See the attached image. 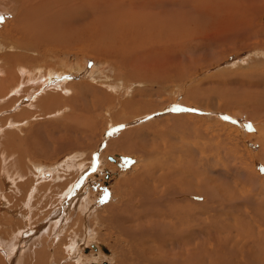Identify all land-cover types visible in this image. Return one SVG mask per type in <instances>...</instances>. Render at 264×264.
Instances as JSON below:
<instances>
[{
    "label": "rangeland",
    "instance_id": "rangeland-1",
    "mask_svg": "<svg viewBox=\"0 0 264 264\" xmlns=\"http://www.w3.org/2000/svg\"><path fill=\"white\" fill-rule=\"evenodd\" d=\"M25 1L0 0V76L11 72L22 76L15 64L4 68L12 54L30 58H23L24 63L42 70L64 68L61 60H65L74 66L67 83L98 86L106 99L93 108L94 96L81 91V85H72V94L55 90L56 101L49 109L48 96L40 92L24 95L33 103L29 99L15 103L19 92L14 91L8 95L9 102L0 101V244L8 251L7 255L0 252L1 264H47L48 259V264H149L157 257H163L162 264H190V260L196 264L212 258L218 263L264 264V0L258 3L261 13L254 17L249 12L250 18L241 19L253 32L236 38L225 35L224 11L215 16L192 6L187 7V15L195 19L194 25L185 27L189 30L172 44L173 33L152 40L149 35L159 36L158 30L149 35L134 32L127 46L123 37H105L115 56L137 62L150 55L144 76L137 73L132 81L128 80L131 65L123 69L111 60L116 58L113 55L100 57L106 50L92 38L93 24L115 23L108 11L117 10L111 8L116 0L105 4L107 10L89 1L83 5L74 0L38 1L46 3L45 11L30 16L26 29L15 30L26 11ZM37 3L31 5L33 10L39 8ZM54 12L67 21L64 32L55 43L35 47L34 25L39 16L55 20ZM115 17L120 22V14ZM120 28L125 27L120 24ZM89 39L98 46L87 45ZM140 45L147 47L145 53ZM134 48L140 52L130 53ZM92 71L99 72V81H94L98 75L93 77ZM115 72L120 74L118 80ZM114 79L115 90L108 88ZM59 110L64 112L59 115ZM67 121L80 125L83 135L90 137L82 149L76 148L75 136L67 147L57 141ZM138 129L143 130L125 143L132 150L116 151L119 141L111 138L132 130L134 135ZM143 167L149 171L148 178L136 176ZM81 170L84 173L79 174ZM125 178L130 183L125 184ZM78 183L80 195L68 198L70 187L77 188ZM50 186L57 191L52 193ZM60 190L68 193L62 195ZM125 193L126 200L136 204L151 193L165 198L151 202L150 210L135 204L138 207L131 213L121 210ZM114 212L136 222L140 219L141 228L125 232ZM149 219L166 225L151 228ZM185 219L189 224H184ZM38 230V237H50L45 243L48 252L34 241L37 237L30 238ZM159 231L165 232L163 238ZM140 233L145 246L139 239L133 241ZM99 245H104L103 250ZM139 245L142 257L136 252Z\"/></svg>",
    "mask_w": 264,
    "mask_h": 264
},
{
    "label": "bare ground",
    "instance_id": "bare-ground-1",
    "mask_svg": "<svg viewBox=\"0 0 264 264\" xmlns=\"http://www.w3.org/2000/svg\"><path fill=\"white\" fill-rule=\"evenodd\" d=\"M25 1V0H24ZM40 2L42 0H26L24 3H27L28 5L26 6V11L25 13H21L22 15L19 17V19H14V20H17L18 23L16 24V27H15V30H17L18 28H21V29H26L28 27V21L31 20L29 19L30 16H35L34 14H38L41 15L42 14V11L44 9L45 11V4L44 3L43 5H41V3H37V2ZM48 1V0H47ZM57 1H60V0H56ZM74 1H79L80 3L82 2V5L86 2V1H89L90 3H93L94 5H101V7H103L104 10H107L106 9V3L109 1V0H99V1H95L93 2V0H74ZM16 2V1H15ZM260 2V0H190V1H184V0H122L121 3L116 0L114 3H112L111 5V8H115L117 10H112L111 12L108 11V14H111L110 15V19L112 20V22H115V23H111L110 21L107 20V25H100V24H93V37L94 39L96 40H99L98 43H101V48L106 50L104 51L103 53H100L98 54L100 57H111L113 54H112V51L109 49V46L106 44V38L105 37H108L110 34L112 36H117V38H120V37H123V40L127 46V41L133 37V33L134 32H143L144 34L147 33L148 35L149 34H154L155 33V30H158L160 31L159 33V36L157 37H154L152 35H149L150 38L152 40H154L155 38H159V40L163 37V36H166L167 34L169 33H173L172 34V37L169 39V43L172 44L178 40H181V37H180V34H182L183 32H187V30H189L188 28L186 29L185 27H191L192 25H194V22H195V19H192L190 17H188L187 15V7L188 6H192L194 8H196L197 10H201V13L202 12H209L210 15H218L220 14L222 11L225 12V14L227 15L228 17V23L225 27V35L228 36V37H231V38H236V37H239L242 32H245V31H248L247 34L253 32L251 31L250 29H248L247 27H245V23L242 21L241 22V19L247 17L250 18L248 16L249 12L251 14V16H256L258 15L259 13H261L260 10H262V7L261 6H258V3ZM34 3H37L39 4V8L38 6L36 7L37 9H34L33 10V5ZM188 3V4H187ZM66 4V3H65ZM67 4H71V3H67ZM0 7L2 8V5L0 4ZM0 8V10H1ZM6 8L3 10L5 11ZM62 11V10H61ZM55 13V12H54ZM52 13V14H54ZM67 13V12H66ZM65 13V14H66ZM69 13V12H68ZM77 13V12H76ZM79 14H81V12L79 11L78 12ZM120 14L121 18H120V22H116L117 21V17H115L117 14ZM50 14V13H49ZM51 14V15H52ZM57 14V15H56ZM62 14V13H61ZM60 14V15H61ZM163 14H166L165 16H163ZM122 16L124 18H122ZM240 16V17H239ZM56 19L55 20H51L50 16L49 17H46L45 19H41V16H39L38 18V21L37 23L34 25L36 27H33L34 28V36L35 37H31V38H35L36 39V43L37 45H35V47H39L40 45H42L43 43H48V45L50 44H53L55 43V40L57 39L58 35L62 34L64 31H63V28H64V24L67 22H64V19L58 15V13L56 12L55 13V16H54ZM67 17H69L67 15ZM71 17V16H70ZM69 17V18H70ZM72 18V17H71ZM102 16L100 15L99 17V20H102ZM36 20V19H34ZM66 20V19H65ZM71 20V19H70ZM76 20V19H75ZM32 23V22H31ZM29 24H30V21H29ZM71 24V22H70ZM120 24L122 27H125V28H120ZM89 25V24H88ZM30 26V25H29ZM72 26V25H70ZM13 28V27H12ZM71 28V27H69ZM32 29V28H31ZM52 29V30H50ZM76 29V27H75ZM192 29V28H191ZM14 29H12L11 31H15ZM28 30L30 31V28H28ZM52 31V33H51ZM67 31V30H66ZM92 31V30H91ZM36 32V34H35ZM258 33H260V30L257 31ZM26 33V31H25ZM32 33V32H31ZM68 33V32H67ZM66 33V34H67ZM92 32H90V35H91ZM156 34V33H155ZM28 36V34H27ZM30 36V35H29ZM67 36H65L66 38ZM91 37V36H89ZM69 38V37H68ZM67 38V39H68ZM186 38V37H185ZM63 39V38H62ZM71 39V38H70ZM66 42V41H65ZM33 43H35L33 41ZM64 43V42H63ZM67 43V42H66ZM65 43V44H66ZM70 43H67L66 45H68ZM86 44L89 45L91 48L94 46H98L97 45V41L95 40H86ZM55 45V44H54ZM176 45V44H175ZM43 46V45H42ZM59 46V45H57ZM69 46V45H68ZM117 46L121 47L122 44L121 42L117 41ZM41 47V46H40ZM44 47V46H43ZM47 47V46H46ZM52 47V46H51ZM55 47V46H54ZM61 46H59L60 48ZM66 47V46H65ZM71 48V46H69ZM62 48H64V46H62ZM51 49V48H50ZM147 47H143L140 45V51L141 53H145ZM20 50V49H19ZM138 49L134 48V49H129V52L131 53H135V52H140ZM22 53V52H21ZM175 56L176 54L173 53ZM1 56V55H0ZM19 55H9L6 59L7 61V65H4V68L6 70L9 69L8 67V64H15L16 68L15 70L17 71V73H19L20 75L22 76H18L16 75L15 73H2L3 75L0 76V101L3 102L5 99H7V101L9 102L8 100V95L10 94V92H19V94H17L18 98L16 99V101L13 99V101H15V103L18 101H22L24 102L25 100L29 99H23L24 98V95H30L35 93V92H40L41 93H44L45 95H47V103L45 105L46 106V109H49L50 107H54V104H55V97L52 98V95L53 94H56L55 93V90L56 89H60L61 88V92H63L64 94H72L73 93V90H72V85H81L82 86V90H84V92H87V93H90L94 96V106L93 108L95 107H100L102 105L103 102H105V99L103 96L106 94V92H103L101 90L100 87L98 86H95V85H89L88 83H80V84H76L73 82L70 83H67L68 78H71V75H68V72H71L72 71V67H74L73 65H71L70 63H66L65 60H61V62L64 64V68H59V69H55V68H51L49 67L48 69L46 68V70H42V68H39L38 66L37 67H34V66H31V65H27L24 63V60L26 61L27 57H22L20 58ZM4 57V55H3ZM113 57H116L115 59L114 58H111L112 61H115V62H120L121 63V66H127V65H131V71H130V74L128 76V80H133L134 76L137 74V73H142L144 67L146 66L149 58H150V55H143L142 57H140L137 62H133L131 60H125V56H115L113 55ZM119 57L121 60H119ZM23 58H26V59H23ZM2 60L4 58H1ZM18 60L17 62L15 61ZM30 59V58H28ZM27 59V60H28ZM5 60V59H4ZM13 61L15 63H13ZM61 63V64H62ZM54 64V63H53ZM60 64V65H61ZM51 65V64H50ZM55 65V64H54ZM55 67V66H54ZM3 69V67L1 68ZM78 69H81V68H78ZM124 69V67H123ZM2 71V70H0ZM123 71V70H121ZM7 72V71H6ZM79 72V71H78ZM77 73V72H75ZM97 73L99 72H96V71H92V76L94 77V75H98ZM116 74V72H115ZM58 75V76H57ZM75 75V74H74ZM55 76L58 78V80L56 81V78ZM117 77V80L119 79L118 77H120V74L117 73L115 75ZM144 74L142 73L140 75V77H143ZM23 78V86L20 85V81H22V78ZM55 78V81H53L52 79ZM96 78V77H95ZM101 78L100 75H98V77L96 79H94V81H99V79ZM116 83V84H114ZM114 85L110 82V85H108V88L111 87L113 88L114 90L116 89L115 87H117V84L118 82L115 81L114 79ZM125 83H128L125 82ZM133 83V82H131ZM39 84V86L37 85ZM106 84V83H105ZM34 85V87H33ZM129 85V84H128ZM22 86V87H21ZM30 86H32V88H30ZM21 87V88H20ZM121 87V85H120ZM20 88V89H19ZM23 88V90L21 91V89ZM111 90V89H110ZM57 91V90H56ZM39 94V95H40ZM16 95V94H15ZM38 95V94H37ZM36 95V96H37ZM45 97V96H44ZM11 98V96H10ZM13 98V96H12ZM58 98V97H57ZM35 99V98H34ZM42 99V98H40ZM109 99V98H108ZM3 100V101H2ZM30 100V99H29ZM12 101V99H11ZM28 101V100H27ZM31 101V100H30ZM5 102V101H4ZM3 102V104H4ZM29 102V101H28ZM32 102V101H31ZM40 102V101H39ZM14 103V102H13ZM12 103V104H13ZM33 103V102H32ZM31 103V104H32ZM36 103V102H35ZM42 103V102H40ZM6 104V103H5ZM11 104V102H10ZM38 104V103H37ZM43 104V103H42ZM92 104V103H91ZM9 105V104H7ZM24 105V104H23ZM100 105V106H98ZM127 105V104H126ZM21 106V104H20ZM34 106V105H33ZM84 106L87 108L88 104L87 103H84ZM83 106V107H84ZM124 106V105H123ZM7 107V106H6ZM32 107V105H31ZM52 107V108H53ZM65 107V106H64ZM84 107V108H85ZM68 108V107H66ZM72 108V107H70ZM69 108V110H70ZM84 108H83V112H84ZM73 109V108H72ZM82 109V108H81ZM79 110V109H78ZM77 110V111H78ZM88 110V109H87ZM91 110H93L91 108ZM95 110V109H94ZM64 112V110H62ZM61 111V112H62ZM68 111V110H66ZM65 111V112H66ZM74 111V110H73ZM72 111V112H73ZM76 111V112H77ZM89 111V110H88ZM130 111V110H129ZM132 111V110H131ZM60 110H59V115L61 114ZM80 112V110H79ZM94 113V112H93ZM78 114V113H77ZM82 114H85V113H81L80 115ZM79 115V116H80ZM69 116H72L71 115H68ZM85 116V115H84ZM83 116V117H84ZM34 117V116H33ZM83 117L81 118L83 120ZM88 117V116H87ZM29 118V117H28ZM80 118V117H79ZM121 118V117H119ZM31 119V118H30ZM66 119V118H65ZM70 119V118H69ZM86 119V118H84ZM92 119V118H91ZM118 119V118H117ZM87 120V119H86ZM89 120V119H88ZM95 120V119H94ZM93 120V121H94ZM14 121V120H13ZM81 121V120H79ZM68 123L64 124L62 127L63 128V134L61 133L60 135L61 136V141H59L57 139V137L55 136V139H57L58 142L60 143H63L65 144V147H67L69 145V141H70V137L72 136H75L77 137V139H74V141L76 142H79V144H75L76 148L78 149H82L84 146H86L89 141H90V137L87 136L84 140H83V133L84 130L83 128L80 129V125H77V124H74V122L72 121H67ZM13 123H16V125L19 126V123L17 122H13ZM96 123V122H95ZM21 124V123H20ZM27 124V123H26ZM81 124V123H80ZM87 124L90 125V122L87 121ZM97 124V123H96ZM59 125V124H58ZM83 124H81V127H82ZM93 125V124H91ZM20 127V126H19ZM22 127V126H21ZM140 130H143V129H138L137 131H135L136 133L133 135V131H130V132H125V133H120V135L118 136H114L112 137L111 139L112 140H117L119 141L118 142V146L116 148V151H119V152H127L129 150H132V148H128L125 146V143H130L132 142V140L134 139L133 136L137 135L138 132ZM59 131V129H58ZM62 131V130H61ZM8 133V132H7ZM36 133V132H35ZM25 134V133H24ZM86 134V133H85ZM199 134V133H198ZM83 135V136H82ZM97 135V134H96ZM40 136V135H39ZM84 136V137H85ZM93 136V135H92ZM138 136V135H137ZM20 137V136H19ZM94 137V136H93ZM140 137V136H139ZM23 139V138H22ZM55 139H50L48 138V140H55ZM87 139H89L88 143H86ZM113 143V142H111ZM72 144V143H70ZM71 146V145H70ZM73 146V144H72ZM112 145H109L108 148H111ZM15 149V148H14ZM71 149V148H70ZM118 149V150H117ZM5 151V150H4ZM8 151V150H7ZM7 153V152H6ZM9 154V152H8ZM4 156V155H3ZM6 156V155H5ZM6 158V157H5ZM4 158V159H5ZM116 162V158H113ZM112 160V159H111ZM77 165V164H76ZM68 166H71L68 165ZM67 166V167H68ZM78 166V165H77ZM53 170V169H52ZM82 172H80L79 174L81 173H84L83 170H81ZM72 175V174H71ZM145 175V176H144ZM148 175H149V171L147 168L143 167L142 169L139 170V172L136 174V176L138 178H143V177H146L148 178ZM9 176V175H8ZM68 176V175H67ZM65 176V177H67ZM79 176V175H78ZM83 177V176H82ZM145 179V178H144ZM128 178H125L124 179V183H130V181H127ZM81 181V180H80ZM68 182V181H67ZM79 183H78V186L77 188H79L78 190H76V185L74 187H70L73 188L72 190V193L68 196V198H75L80 195V189L81 187H79ZM64 186V185H63ZM81 186V185H80ZM50 190L52 193H54L53 191H57V189H55L54 186H50ZM68 188V187H67ZM76 188V189H75ZM134 188V187H132ZM139 189V188H138ZM68 190V189H67ZM67 190H65L64 192H62L61 190L59 191L60 194L62 195H66L65 193H68ZM133 190V189H132ZM70 191V190H69ZM165 192L164 190H162L160 193H163ZM196 191H193L192 193V197H194V194H195ZM20 193V192H19ZM137 193V192H136ZM174 195V199L175 200H181L179 198H181L180 195L178 194H173ZM172 195V196H173ZM124 198L122 199V202H121V210L122 211H126L129 210L132 211L135 210V207H138V206H135V202L132 201V199H127V193L124 194ZM164 195L162 194L160 197L154 193H151L149 194L148 197H144V195L141 197L140 201H138V204L136 205H140L139 207H146V209L150 210L149 209V204L151 202H154L155 200H159V199H163L165 197H163ZM62 197V196H61ZM65 197V196H64ZM178 197V198H177ZM67 198V199H68ZM81 198V197H80ZM129 198V197H128ZM134 198V197H132ZM172 198V197H171ZM170 199V198H169ZM81 201V200H80ZM79 201V202H80ZM77 202V201H76ZM85 202V201H84ZM83 202V204H84ZM191 202H194V200L192 199ZM82 203V202H81ZM86 203V202H85ZM81 205V209L82 210H85L86 209V206L84 205ZM78 205V203H77ZM91 204H89L88 206H90ZM124 209V210H123ZM138 209V208H137ZM167 210V209H166ZM79 211V210H78ZM150 212V211H149ZM187 212L189 214H191V210L188 209ZM130 213V214H131ZM150 216V219H151V216H152V213L150 212L149 214ZM113 218L118 221L120 223V225L125 228L126 227V230L125 232H129L131 231L132 229H139L141 228V225L142 222L141 220L139 219L138 222H136V220H134L133 218L131 217H128V218H125L124 215H120L119 213L117 212H114L113 214ZM149 219V221H150ZM148 221V222H149ZM185 223H188V220L185 219L184 221V224ZM151 228H155L157 229L158 227H163L166 225V221H156V222H153V221H150L149 222ZM42 225V224H41ZM187 225V224H186ZM157 227V228H156ZM188 227V226H187ZM38 229V228H37ZM29 231V230H28ZM36 231V230H34ZM32 231H30L31 233ZM39 233H40V230H38V233L34 235V232L31 234L30 238H36L34 241L37 243V245H39V247H41L43 249V245L45 246V249L47 250L46 248V241H47V238H50L49 236L45 237V236H39ZM167 233V232H166ZM169 233V232H168ZM22 234V233H20ZM164 234L165 232L164 231H159L157 233V235L159 237H164ZM18 235V234H17ZM26 235V234H25ZM28 235V234H27ZM29 236V235H28ZM18 238V237H17ZM29 238V237H28ZM44 239V241H39V239ZM143 238H145L142 233L138 234L134 239L133 241H136V240H140V245L141 246H145L144 244V241H143ZM26 241H28L26 238H25ZM21 241H24L23 239L20 240V243ZM30 241V240H29ZM30 243V242H29ZM140 245L139 246H136V252L139 251L138 253L141 254V257L143 255V252H141L140 250ZM0 244V248L1 250L3 249ZM104 245H99L100 249L103 250V247ZM7 247V246H6ZM5 247V248H6ZM11 247V246H10ZM13 247V246H12ZM22 247V246H21ZM27 247V245H26ZM9 248V247H8ZM97 248V247H96ZM7 249V248H6ZM6 249H3V252L0 251L1 253H3L4 255H7L8 254V251H6ZM50 251H52L51 248H49ZM13 250V249H12ZM21 250V249H20ZM18 251V250H17ZM33 251V250H32ZM10 252V251H9ZM31 252V251H30ZM48 252V250H47ZM12 253V252H11ZM33 253V252H32ZM17 254V253H16ZM34 254V253H33ZM139 254V255H140ZM19 255V254H18ZM46 255V254H45ZM23 256V255H22ZM35 256V255H34ZM44 256V255H43ZM47 256V255H46ZM19 257V256H18ZM36 257V256H35ZM17 258V257H16ZM20 258V257H19ZM38 258V257H37ZM50 258V257H49ZM32 260V259H31ZM41 260V258H40ZM50 259H48L46 262L48 264ZM44 261V260H43ZM78 261V260H77ZM82 261V259H81ZM162 261H163V257H157V258H153V259H150V262L149 264H162ZM6 262V261H5ZM80 262V261H79ZM77 262V264H81ZM42 263V262H41ZM166 263H169L168 262H165L164 264ZM190 264H192V261L190 260L189 261ZM1 264V262H0ZM4 264V263H3ZM86 264V263H85ZM183 264H186L185 261ZM196 264H235L232 260H229V261H223L222 263H218L217 259L216 261L214 260V258L212 259H208V260H202V261H199L198 263ZM239 264H242L241 261H239Z\"/></svg>",
    "mask_w": 264,
    "mask_h": 264
}]
</instances>
